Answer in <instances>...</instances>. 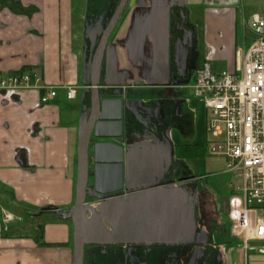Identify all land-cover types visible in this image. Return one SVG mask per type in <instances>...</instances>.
Here are the masks:
<instances>
[{"label":"crops","instance_id":"crops-1","mask_svg":"<svg viewBox=\"0 0 264 264\" xmlns=\"http://www.w3.org/2000/svg\"><path fill=\"white\" fill-rule=\"evenodd\" d=\"M75 1L0 0V78L30 72L47 86L77 87L74 100L61 91L47 104L41 103L44 90L0 91V264H73V222L54 210L68 213L75 203L80 120L91 108L94 47L86 14L113 0H79V8ZM179 1L131 0L108 43L99 93L123 104L124 191L116 200L87 201L85 257L88 250L103 256L111 248L124 264L142 254L139 248L176 245L182 264L187 246L196 243L193 250L206 253L196 264H264V255L245 248L231 226L226 237L228 199L221 208L198 186L185 164L192 159L179 153L200 146L197 109L187 96L192 59L197 70L206 61L217 72L240 68L256 11L248 12L250 0ZM255 1L251 9L261 10L264 0ZM188 3L200 9L194 13L202 31L196 53ZM181 21L192 31L187 42L178 31ZM208 137V152L217 156ZM168 153L173 164L166 171ZM224 174L232 189L231 174ZM93 183L91 174L89 190ZM109 223L121 227L120 238Z\"/></svg>","mask_w":264,"mask_h":264},{"label":"built area","instance_id":"built-area-1","mask_svg":"<svg viewBox=\"0 0 264 264\" xmlns=\"http://www.w3.org/2000/svg\"><path fill=\"white\" fill-rule=\"evenodd\" d=\"M247 28L252 42L241 50V67L217 72L206 61L196 72L192 91L210 112L207 132L214 154L224 157L232 176L227 214L232 235L245 248L264 255V4L252 14ZM29 88L47 91L42 104L61 91L67 100L77 97V87L47 86L30 72L0 78V91Z\"/></svg>","mask_w":264,"mask_h":264},{"label":"water","instance_id":"water-1","mask_svg":"<svg viewBox=\"0 0 264 264\" xmlns=\"http://www.w3.org/2000/svg\"><path fill=\"white\" fill-rule=\"evenodd\" d=\"M176 4L181 6L179 0ZM128 0H122L108 23L106 29L99 33L101 40L94 52L89 69L91 108L83 114L79 126L78 141V180L76 198L68 213L54 210L63 220H71L74 226V255L73 264H85L86 224L85 209L87 197L98 200H116L124 191V146L120 142L123 136V104L120 99L100 95V78L105 53L112 32L120 19ZM88 34V30H86ZM95 37L92 36L95 48ZM92 160V162H91ZM173 164V158L166 155L165 170ZM93 176L92 191L89 193V180ZM161 183V180H158ZM181 183L180 185H184ZM149 189V188H148ZM145 193L147 189H140Z\"/></svg>","mask_w":264,"mask_h":264},{"label":"rangeland","instance_id":"rangeland-1","mask_svg":"<svg viewBox=\"0 0 264 264\" xmlns=\"http://www.w3.org/2000/svg\"><path fill=\"white\" fill-rule=\"evenodd\" d=\"M192 2V0H191ZM256 1L255 0H250L249 2V8L248 12L253 13V12H258L260 11L259 8L253 10L251 9L252 7H255ZM190 9H191V16L192 18L187 22V25L190 26L194 31L196 35V44H195V51L199 52L200 50L198 49V44L199 40L200 44L202 43V31H201V25L198 19H195V14L196 12H200V9L196 6H192L190 3H188ZM75 6L79 8V0L75 1ZM252 40L249 38L247 45L249 46L251 44ZM196 55V54H195ZM197 57L192 59V63L190 64L189 67V76H190V81L189 83L193 84L194 83V76L196 75L197 72ZM187 96L189 97L190 100L194 101V107L197 109V116L199 120V138H200V147L196 148L194 152L197 157H192L190 159L192 160H185V164L190 167V170L192 174L195 177H198V186L200 188H208L212 194L215 196V198L218 201V204L221 208H224L226 199H229L232 193V189L230 186H228V181L231 179V177L227 174H224V171L226 170V163L224 157L221 156H211L208 152L207 148V123L210 119V112L205 106V102L202 99H198L194 96L193 91H189L187 93ZM212 137H208V139H211ZM180 153V152H179ZM183 169V168H182ZM184 174V172H181ZM230 183V182H229ZM92 200L91 196L87 197V201L89 202ZM108 206L109 204H105ZM33 219V217H31ZM224 219V229L223 231L226 234V237L230 239V226L231 224L228 222V217L223 218ZM111 227V228H110ZM110 230L112 231L113 235H116L117 237H121L120 233L122 231L121 227L117 226V223H109ZM88 250V248H87ZM99 250V249H98ZM99 251L96 253V249L93 251V253L90 255L89 250L86 253L85 257V262L87 264H96L98 257H99ZM133 261L138 264L137 259H133Z\"/></svg>","mask_w":264,"mask_h":264},{"label":"flooded vegetation","instance_id":"flooded-vegetation-1","mask_svg":"<svg viewBox=\"0 0 264 264\" xmlns=\"http://www.w3.org/2000/svg\"><path fill=\"white\" fill-rule=\"evenodd\" d=\"M121 1L122 0H113L111 4L109 3V5L103 9L101 7H96V8L92 7L91 9H89V12H87L86 19H87V25H88V39L92 40V36L93 35L96 36L94 52L101 40V36L99 35L100 31L102 29H106L108 23L110 22L111 18L116 12ZM130 2L131 0H128V3L124 11L120 19L118 20L114 31L112 32L110 36V39L113 37L119 23L121 22L122 18L126 14L128 6L130 5ZM178 31L181 32V35L183 36L184 41L187 42L188 39L192 38V31L189 29V27L186 25L184 21H181ZM94 52H93V55H94ZM89 193L92 195L94 194L92 190H89ZM194 245H196V243L195 244L192 243L188 245L186 252L183 253V263L184 264H196V262H198V260L202 257V255L206 256V253L200 252L199 250H197V247L196 249L193 250V248L195 247ZM106 250L107 252L104 251L105 253L103 256H102V253L99 254V257L101 256L100 257L101 262L99 261L98 264H108V261L112 259V256L116 258V261L114 260L113 262L114 264H118L119 262L122 261L121 260L122 256H121V253H119V251L118 253H116L117 251L112 253L111 248L109 249L106 248ZM178 250H181V249H179L178 246L176 245H160V246H154V247L146 246V248H139V251H141L142 254H139L138 257L134 254L132 256V259L124 258V264H136L133 261V259H137L138 264H178L180 263L179 258L177 259V257H179L180 255L179 253L176 252ZM159 251L161 253L158 255ZM166 255L170 258V260L166 259ZM204 258L206 259V257Z\"/></svg>","mask_w":264,"mask_h":264},{"label":"trees","instance_id":"trees-1","mask_svg":"<svg viewBox=\"0 0 264 264\" xmlns=\"http://www.w3.org/2000/svg\"><path fill=\"white\" fill-rule=\"evenodd\" d=\"M26 70V69H25ZM201 146V145H200ZM200 146H192V147H188V146H184V147H182L181 149V152H180V155H181V157L182 158H192V157H194L195 156V152H194V150L196 149V148H198V147H200ZM198 155H196L195 157H197Z\"/></svg>","mask_w":264,"mask_h":264}]
</instances>
